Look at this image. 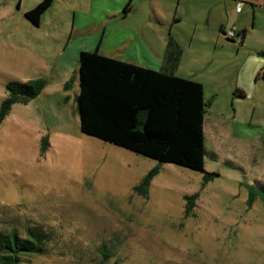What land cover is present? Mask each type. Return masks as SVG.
Wrapping results in <instances>:
<instances>
[{"label":"rangeland","instance_id":"374dc122","mask_svg":"<svg viewBox=\"0 0 264 264\" xmlns=\"http://www.w3.org/2000/svg\"><path fill=\"white\" fill-rule=\"evenodd\" d=\"M41 1L0 0V105L9 83L43 82L0 123V232L39 228L48 237L43 253L20 264H264V87L245 97L233 60L208 43L185 51L179 77L200 83L207 104L203 173L88 137L79 130L73 49L92 39L82 32L92 15L86 0H54L34 26L24 14ZM157 15L164 20V9ZM160 29L153 23L149 56L133 64L159 71Z\"/></svg>","mask_w":264,"mask_h":264},{"label":"trees","instance_id":"16d2710c","mask_svg":"<svg viewBox=\"0 0 264 264\" xmlns=\"http://www.w3.org/2000/svg\"><path fill=\"white\" fill-rule=\"evenodd\" d=\"M53 2L42 0L24 14L25 18L38 26ZM231 28L235 29V34L228 38L226 32ZM237 35L235 27L224 32L228 41H233ZM78 85L81 134L159 164L204 172L207 104L200 83L109 58L95 48L79 53ZM42 88L43 82L39 80L9 83L8 96L0 105V123L13 104H27ZM239 93L236 90L234 95ZM152 175L150 172L145 177L139 190L149 184ZM263 188L260 189L264 192ZM47 239L39 228L28 230L24 237L14 230L1 231L0 264H20L25 257L40 255ZM106 247L105 243L99 247L102 261L109 257Z\"/></svg>","mask_w":264,"mask_h":264},{"label":"crops","instance_id":"0c3cea01","mask_svg":"<svg viewBox=\"0 0 264 264\" xmlns=\"http://www.w3.org/2000/svg\"><path fill=\"white\" fill-rule=\"evenodd\" d=\"M78 1L83 2L67 0V3ZM86 1L92 16L85 15L88 22L82 27V32L92 39L73 49L79 53L95 44L100 54L109 58L135 63L141 54L146 59L149 56L148 30L154 23L161 28V39L165 42L164 59L157 67L159 71L179 77L185 51L195 42L208 43L213 54L227 58L229 62L233 60V66L244 73L236 87L244 89L245 95L253 93L255 88L264 87V0ZM238 6L239 12L236 11ZM191 7L199 11L200 19L186 18ZM163 9L164 20L157 15V11ZM136 10L142 11L143 16L141 20L133 22ZM186 19L190 24L188 31L180 28ZM230 27L238 31L233 41H228L224 36ZM197 34H201V37ZM147 66L152 68L149 64Z\"/></svg>","mask_w":264,"mask_h":264},{"label":"built area","instance_id":"2783aa9c","mask_svg":"<svg viewBox=\"0 0 264 264\" xmlns=\"http://www.w3.org/2000/svg\"><path fill=\"white\" fill-rule=\"evenodd\" d=\"M236 11H237V12L240 11V7H239V6L236 8ZM234 34H235V29H234V28H231L230 30H228V31L226 32V37H228V38H232V37L234 36Z\"/></svg>","mask_w":264,"mask_h":264}]
</instances>
